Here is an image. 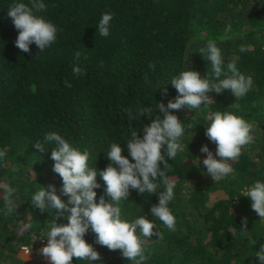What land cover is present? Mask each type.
Returning <instances> with one entry per match:
<instances>
[{
	"label": "trees",
	"instance_id": "16d2710c",
	"mask_svg": "<svg viewBox=\"0 0 264 264\" xmlns=\"http://www.w3.org/2000/svg\"><path fill=\"white\" fill-rule=\"evenodd\" d=\"M17 2L30 6V0H0V151L6 152L0 160V184L16 189L12 198L17 206L7 213L0 189V264H34L19 255L20 246L33 243L34 235L43 237L57 211H41L31 203L40 187L53 185L56 195L68 200L61 195L62 179L53 171L55 143H46L43 153L33 145L56 132L74 148L88 149V165L98 171L109 164L110 143H118L121 154L134 162L126 147L131 130L142 137L144 125L157 114L163 119L157 103L167 106L178 95L171 79L189 69L211 78V63L199 54L210 39L221 50L225 71L228 62H235L254 86L239 100L223 90L208 93L214 103L199 109L169 110L181 121V143L187 145L168 161L171 171L166 173L176 185L168 205L176 230L151 216L150 207L158 204L155 193L130 189L128 200L120 202L122 219L145 216L156 225L153 231L161 233L141 237L147 257L142 264H260L255 252L264 245V220L242 194L254 181L264 182V0H42L46 9L37 14L57 27L56 40L42 52L33 43L27 53L15 46L18 30L7 15ZM104 12L114 14L107 37L97 31ZM242 45L247 51L239 50ZM76 52L81 53L79 60ZM73 65L86 73L75 76ZM143 107L154 110L151 118L138 115ZM129 111L135 119H129ZM215 111L232 112L254 126V143L228 161L233 172L219 182L207 175L202 162L206 154L200 151L207 145L219 159L216 145L205 135L207 116ZM97 182L98 202L105 185L99 176ZM163 190L161 185L157 191ZM213 191L220 195L212 198ZM242 218H247V236L240 235ZM55 222L68 223L66 215ZM25 223L32 227L24 229ZM83 239L100 259L73 257L71 264H134L120 250L95 243L91 229Z\"/></svg>",
	"mask_w": 264,
	"mask_h": 264
},
{
	"label": "clouds",
	"instance_id": "9594fccd",
	"mask_svg": "<svg viewBox=\"0 0 264 264\" xmlns=\"http://www.w3.org/2000/svg\"><path fill=\"white\" fill-rule=\"evenodd\" d=\"M46 9L42 0H30L29 4L17 2L12 4L7 15L18 30L15 46L22 52H29L30 45L35 44L40 52L44 51L56 40L57 27L45 20L37 13ZM113 13L104 12L97 24V31L100 36L109 35L110 21ZM228 39V37H222ZM247 51L243 45L239 49ZM203 59L210 61L211 78H201L200 74L193 70L181 71L170 81L178 95L174 102L169 100L167 106L157 103V110L163 113V119L157 114L151 119L150 124L142 128V137L138 131L131 130V138L127 141L126 147L129 159L123 156L122 149L118 143H110L106 157L109 160L107 167L98 171L95 167H89L88 161L90 152L88 149L80 151L74 148L61 135L56 132H49L44 136V142H36L33 147L43 153L46 143H55L51 148V159L53 171L62 179L61 195L67 196V203L56 195V188L48 185L46 190L43 187L31 197V203L44 211L45 208L55 209L56 216L50 222V231L47 233V244L39 249L49 264H71L73 257L77 260L95 261L100 259V254L95 251L92 245L85 242L83 237L89 229L95 234V243L106 246L109 250H120L124 258L134 261V264H142L147 258L144 255L145 240L141 237L150 238L153 235L160 236L159 231L154 232L156 225L140 216L133 221L122 219L120 202L128 200L130 189L138 193L157 194L158 204L150 207L152 217L159 221L171 231L176 230V220L168 205L174 199L175 181L166 175L171 171L169 160H174L178 153L185 151L181 143L184 127L178 117L169 110L199 109L201 105L214 103L208 93H222L229 90L236 100L244 97L254 86L253 79L243 75L235 62L227 63V70L224 69V59L221 50L216 46L214 40H208L205 47L199 49ZM80 52L74 54L79 60ZM155 65L150 63L149 69ZM72 72L75 76H83L86 70L73 65ZM221 76L224 78L221 79ZM215 78V79H213ZM144 81L151 84L147 74ZM66 87H71L65 81ZM35 91V86H33ZM164 94L167 90L164 89ZM138 115H147L151 118L154 110L151 107L137 109ZM130 120L136 118L132 112H128ZM209 121L205 127L206 137L216 145L215 156L207 145H202L200 151L206 154L203 165L206 167L207 175L213 181L219 182L233 172L228 163L236 160L242 149L254 143L253 124L244 118L229 111H215L207 116ZM166 146V147H165ZM6 156L5 151H0V160ZM12 171H18L13 168ZM99 176L104 185V195H101L97 202V192L101 185L97 182ZM163 185V191H157ZM3 189V201L7 213L11 214L17 206L14 204L13 194L15 188L8 183L0 184ZM243 196L251 201V208L264 220V182L254 181L247 187ZM110 197V201L105 199ZM66 215L67 224L57 225L56 219ZM240 235L247 236V218H242ZM32 225L25 223L24 229H30ZM139 230V234L137 231ZM233 236L237 235L235 228L231 229ZM249 243L255 245L256 241L249 237ZM138 258V259H137ZM255 258L264 264V245L255 252Z\"/></svg>",
	"mask_w": 264,
	"mask_h": 264
},
{
	"label": "rangeland",
	"instance_id": "374dc122",
	"mask_svg": "<svg viewBox=\"0 0 264 264\" xmlns=\"http://www.w3.org/2000/svg\"><path fill=\"white\" fill-rule=\"evenodd\" d=\"M187 111H189V109H187ZM211 195H212L211 196L212 198H216L220 194L218 192H216V191H213ZM48 231H50V226L45 227L44 228V231H43V233L45 234L43 237H45L46 240H47L46 236H47ZM41 237H42L41 234L34 235L33 236V239H32L33 240V243L34 244H37V242L39 241V239ZM43 246L44 245H40L39 246V244H37L38 249H41ZM19 255H21L26 260H31L32 262H34V264H49V262L41 254H39V253L34 254V255L33 254H31V255L30 254L29 255H22V253L19 252Z\"/></svg>",
	"mask_w": 264,
	"mask_h": 264
},
{
	"label": "built area",
	"instance_id": "2783aa9c",
	"mask_svg": "<svg viewBox=\"0 0 264 264\" xmlns=\"http://www.w3.org/2000/svg\"><path fill=\"white\" fill-rule=\"evenodd\" d=\"M46 242H47V240L45 239V237H41L39 239V241L37 242V244H39V246L40 245L45 246V244H47ZM37 244H34V243L22 244L20 246V252L22 253V255L37 254V253H39V249L37 247Z\"/></svg>",
	"mask_w": 264,
	"mask_h": 264
}]
</instances>
